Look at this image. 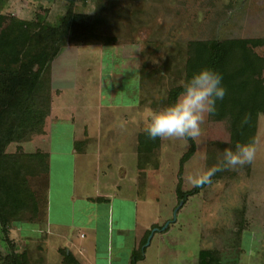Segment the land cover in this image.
Masks as SVG:
<instances>
[{"label":"rangeland","instance_id":"1","mask_svg":"<svg viewBox=\"0 0 264 264\" xmlns=\"http://www.w3.org/2000/svg\"><path fill=\"white\" fill-rule=\"evenodd\" d=\"M74 13L84 18L59 41L62 51L51 63L50 120L40 114L28 123L24 119L18 138L6 147L10 154L49 150L53 174L26 172L40 218L0 224L1 264H13L21 254L25 264H66L68 249L50 245L42 232L46 201L51 196V207L68 204L70 150L87 119L91 128L79 147L88 146L90 168L102 179L104 170L111 172L113 186L128 189L140 203V221L149 223L150 230L160 229L145 264H202L203 250L217 258L208 264H264V113L257 116L250 143L254 160L217 172L211 183L184 200L178 187L193 189L189 177L203 174L224 149L234 148V104L217 102L216 114L205 117L195 152L185 163L190 141L151 140L144 133L150 112L169 104L172 92L184 85L192 42L264 38V0H6L0 9V71L16 70L20 62L36 57L32 46L22 55L9 46L14 19L39 29L58 26ZM254 50L264 57V46ZM106 54L109 61H104ZM118 135L121 142L111 140ZM108 149L113 153L108 155ZM133 206L130 200V222ZM175 250L181 251L175 255Z\"/></svg>","mask_w":264,"mask_h":264},{"label":"trees","instance_id":"2","mask_svg":"<svg viewBox=\"0 0 264 264\" xmlns=\"http://www.w3.org/2000/svg\"><path fill=\"white\" fill-rule=\"evenodd\" d=\"M6 0H0V9ZM75 2L76 0H68ZM84 18L81 13L65 16L58 26H42L14 19L8 34V44L18 55H22L28 46L35 48L36 57L32 61L20 62L19 68L12 71H0V224H10V220L21 223L35 222L40 218L38 197L31 189L26 172L46 173L49 176L50 159L48 152L10 154L6 147L19 136L18 125L25 119L28 123L37 114L46 117L51 112L50 68L62 49L59 41L66 36L74 22ZM1 38V37H0ZM108 44V42H107ZM264 46V38L228 39L222 41L192 42V55L187 61V78L201 68L210 67L223 76V85L227 89L224 101L234 104L232 142L250 144L256 134V122L259 113H264V57L255 52V48ZM177 87L171 95L173 102L182 91ZM26 116V118L24 117ZM189 150L183 155L185 163L195 152V141H190ZM79 148V142L76 143ZM183 165V164H182ZM47 181L48 178H47ZM209 184V183H207ZM207 184H202L187 192L178 187V194L185 199ZM48 186V183H47ZM47 206V201H46ZM152 229L146 231L138 249L131 256L130 264L144 259L145 246ZM22 259L14 258L13 264H25ZM213 253L203 250L200 253L202 264L216 260ZM66 264H81L73 253L66 252ZM2 255L0 253V264Z\"/></svg>","mask_w":264,"mask_h":264},{"label":"crops","instance_id":"3","mask_svg":"<svg viewBox=\"0 0 264 264\" xmlns=\"http://www.w3.org/2000/svg\"><path fill=\"white\" fill-rule=\"evenodd\" d=\"M105 45L108 48V44ZM104 61H109L108 54L105 55ZM108 112L112 113V111ZM48 118L50 120V116ZM54 120L49 121L48 134ZM90 125L89 119L85 124L83 122L80 127L82 137L75 138L72 150H70L72 169L68 180L69 192L68 204H65L66 209L59 203H53L51 207V196H47L44 231L42 232L50 245L53 243L63 245L68 252L71 250L81 264H130L133 251L140 247L151 225L144 224L138 218L141 206L138 200L129 194V190L113 186L111 172L104 170L106 174L103 178L105 179H102L100 175L97 177L95 168H90L89 165L92 154L87 149L88 146L83 149L82 147L77 148L76 143L86 138V131L87 128L90 130ZM111 140L117 143L122 141L119 135ZM47 152L50 153L49 150ZM111 153H113L112 150L108 149L107 154ZM119 155L118 157L121 158V153ZM52 174L50 170L49 175ZM79 199L83 200L82 204L79 203ZM130 200L134 205V216L131 222L127 219V211L131 210L128 207ZM115 210L119 214L116 219L114 218ZM151 241L144 254V259L137 264L146 263L148 252L153 246V240ZM178 251L181 250H175V255Z\"/></svg>","mask_w":264,"mask_h":264},{"label":"clouds","instance_id":"4","mask_svg":"<svg viewBox=\"0 0 264 264\" xmlns=\"http://www.w3.org/2000/svg\"><path fill=\"white\" fill-rule=\"evenodd\" d=\"M226 94L222 74L210 67L201 68L186 79L182 91L173 102L150 112L144 133L151 140L177 138L197 141L205 117L216 114L217 102L222 101ZM255 155V148L251 144L237 143L234 148L223 150L216 165L203 174L189 177V182L195 187L211 183L217 172L242 168L250 164Z\"/></svg>","mask_w":264,"mask_h":264},{"label":"water","instance_id":"5","mask_svg":"<svg viewBox=\"0 0 264 264\" xmlns=\"http://www.w3.org/2000/svg\"><path fill=\"white\" fill-rule=\"evenodd\" d=\"M178 209H179V207H177V208L175 209V212H174V218H173L172 221H176V213H177ZM170 222H171V221H168V222H167V223L161 228V230H165L166 227L170 224ZM158 230H160V229H159V228H154V229L152 230V232H151V234L149 235L148 240H147V242H146V244H145L146 247H148V246L150 245L151 240H152V238H153L155 232L158 231Z\"/></svg>","mask_w":264,"mask_h":264},{"label":"flooded vegetation","instance_id":"6","mask_svg":"<svg viewBox=\"0 0 264 264\" xmlns=\"http://www.w3.org/2000/svg\"><path fill=\"white\" fill-rule=\"evenodd\" d=\"M154 228H155V227H154ZM154 228H153V229H154ZM157 228H158V227H157ZM153 229H152V230H153Z\"/></svg>","mask_w":264,"mask_h":264}]
</instances>
